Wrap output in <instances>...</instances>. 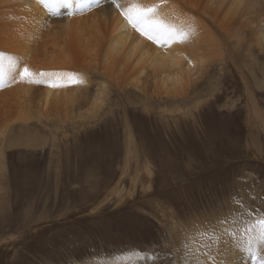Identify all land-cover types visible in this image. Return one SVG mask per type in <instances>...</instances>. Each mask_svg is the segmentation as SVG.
I'll use <instances>...</instances> for the list:
<instances>
[{
  "label": "rangeland",
  "instance_id": "1",
  "mask_svg": "<svg viewBox=\"0 0 264 264\" xmlns=\"http://www.w3.org/2000/svg\"><path fill=\"white\" fill-rule=\"evenodd\" d=\"M260 21L248 38L264 47ZM105 47L98 60H72L74 77L90 79L73 102L85 119L65 120L58 99L55 119L33 105L27 128L11 118L0 128V264H196V255L197 264H262L264 54L251 62L231 41L226 61L178 67L190 79L174 89L156 70L132 86L134 63L124 74L117 61V71ZM239 59L251 69L244 78ZM31 133L39 147L27 146ZM197 231L206 252L190 248ZM232 231L254 236L256 248L227 249Z\"/></svg>",
  "mask_w": 264,
  "mask_h": 264
},
{
  "label": "bare ground",
  "instance_id": "2",
  "mask_svg": "<svg viewBox=\"0 0 264 264\" xmlns=\"http://www.w3.org/2000/svg\"><path fill=\"white\" fill-rule=\"evenodd\" d=\"M86 1L80 0L77 4L74 0L73 11L76 14L68 16L63 14L65 10L61 9L62 15L57 17L48 11L47 6L50 5L46 2L41 3V0H0V67L4 70L3 74H0V128L10 118L11 121L12 119L13 121L17 120L16 122L27 128V122L23 121L29 119L28 112L35 109L33 105L38 108L35 110L41 116L45 114V117L55 119V114H51L48 110L50 108L55 110L56 107L50 105H57L58 99L63 100L62 105L60 103L58 107L64 109L62 112L67 116H64L65 120L74 121L76 118H84L80 112H74L78 108H74L75 103L73 102L76 97L84 99L80 97L82 90L80 83L83 86L90 79L86 74L74 77L72 69H76V65L72 64V60L73 58L81 60L84 57L93 56V53L98 60L102 51L99 50L101 53L99 52L98 58L95 53L96 48H104V45L106 46L104 53L107 55L104 59L108 61L107 65H114L116 69L117 61H119V63L121 62L120 70L125 74L134 63L131 71L129 69L131 76L136 74L132 86L137 84L143 72L156 70L154 76L158 73L166 74V81L162 80V83L166 82L164 85H167L168 81L174 80V89L185 85L186 80L190 79V77L185 78V71L182 68L184 71L182 74L178 67L185 66L184 68L191 69V66H196L198 70H201L204 58L208 59V63H212L218 58L226 61L228 57L226 59L223 53L229 49L231 41H235V47L242 46L244 48L243 51L246 55L244 57L251 62H255L253 52L264 54L263 44L260 45L259 41L254 44V40L251 37L248 38V31H251L250 23L257 20L256 25L259 22L261 24L260 19L264 18V7L257 13L252 12L253 15L246 10L249 7H254L261 0H117L119 8L111 0H91L92 7L88 8ZM131 5L152 8L154 11L148 14L149 20L174 33L173 38L168 43H163L153 42L141 35L121 15V11ZM244 38H247V43H242ZM9 57L16 62L15 71H10L7 68ZM90 62L92 61L87 64ZM73 63H75V59ZM232 64L243 71V74L240 75L241 78L249 75L251 69L244 65L242 59H239L237 64L235 62ZM24 67H28L32 74L30 79L18 78V72ZM88 67L90 66H87V69ZM174 67H177L178 72ZM112 69L114 68L112 67ZM41 72L56 73V75L41 77ZM262 73L264 81V69ZM13 78H16L15 82H13ZM74 82H79V85L73 87L75 94H72L74 91L72 92L73 88L70 87ZM182 82L185 83L182 84ZM35 91L37 93L34 95ZM78 99L76 103L79 101ZM96 108L98 106L92 103L91 109H89L91 118L96 115L94 111ZM55 122L57 121L55 120ZM9 125L11 126L10 123ZM29 136L32 140L27 146L39 147V141L34 134ZM16 143L18 145L22 141L20 142L19 139ZM204 233L197 231L196 244L190 245V248H194V252L200 248L206 252V244L203 241ZM233 234L235 235L231 237ZM242 235H244L243 239ZM235 238L239 240L235 241ZM225 240L226 242L231 241L226 244V247L227 249L232 248L236 255L242 248L248 250L256 242L254 236L234 231L228 232ZM213 249L211 247L210 251ZM232 250L230 251L232 252ZM204 255L200 256L201 262L205 261ZM208 262L209 264H222L224 259L222 258L220 261L214 259ZM192 263L197 264V255Z\"/></svg>",
  "mask_w": 264,
  "mask_h": 264
},
{
  "label": "snow or ice",
  "instance_id": "3",
  "mask_svg": "<svg viewBox=\"0 0 264 264\" xmlns=\"http://www.w3.org/2000/svg\"><path fill=\"white\" fill-rule=\"evenodd\" d=\"M47 3L51 6L50 11L54 16H61V9H64L68 16L74 15L73 11V3L74 0H41V3ZM80 0H75V3H79ZM88 3H91V0H87ZM112 3L115 4L118 8L120 7L117 4V0H112ZM154 10L152 8H141L137 5H131L126 10L121 11V15L125 17L130 26H132L136 31L140 32L141 35L146 36V38L153 40V42H163L168 43L174 36V33L166 29L162 25H156L154 22L149 20L148 14L152 13ZM7 68L10 71L16 70V62L13 58L9 57L7 62ZM3 68L0 67V74H3ZM56 75V73H45L41 72L40 76H52ZM32 74L29 72L28 67H24L21 71L18 72L19 79H30ZM16 78H13V82H15ZM43 83V81H40ZM261 232L264 233V221H261L259 224ZM264 239V236H262ZM264 264V262H262Z\"/></svg>",
  "mask_w": 264,
  "mask_h": 264
}]
</instances>
